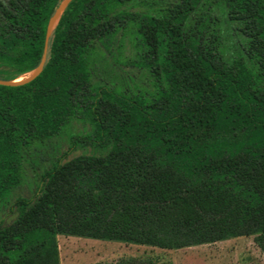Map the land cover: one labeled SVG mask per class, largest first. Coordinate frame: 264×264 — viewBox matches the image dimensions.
Returning <instances> with one entry per match:
<instances>
[{
	"label": "trees",
	"instance_id": "trees-1",
	"mask_svg": "<svg viewBox=\"0 0 264 264\" xmlns=\"http://www.w3.org/2000/svg\"><path fill=\"white\" fill-rule=\"evenodd\" d=\"M64 1L0 0V80L37 70L49 40L38 76L0 85V211L36 149L88 129L0 216V264H60V235L164 250L252 236L264 253V0H71L49 36ZM119 37L152 95L96 77Z\"/></svg>",
	"mask_w": 264,
	"mask_h": 264
},
{
	"label": "rangeland",
	"instance_id": "rangeland-1",
	"mask_svg": "<svg viewBox=\"0 0 264 264\" xmlns=\"http://www.w3.org/2000/svg\"><path fill=\"white\" fill-rule=\"evenodd\" d=\"M99 50L105 53V57L97 61L96 77L98 79L104 78L111 81L118 90L123 88L129 92L149 95L155 93L157 82L149 70L135 68L130 63L134 59L135 51L128 37H119L110 45L109 51H106L102 45L99 46ZM32 76L33 74L24 75L18 81H25ZM87 130L86 126L75 121L62 136L52 140L47 146L36 149L26 163L25 181L22 187L12 195L11 202L2 208L0 216L10 215L9 210L18 196L32 197L38 183L36 176L48 164V161L69 150V140L72 135L82 134ZM82 153L84 152L71 153L68 159ZM12 217L10 215L8 220ZM58 241L60 264H114L122 258L142 256L158 257L161 261H171L173 264H264V253L255 244L252 236L181 250H164L67 235H60Z\"/></svg>",
	"mask_w": 264,
	"mask_h": 264
},
{
	"label": "water",
	"instance_id": "water-1",
	"mask_svg": "<svg viewBox=\"0 0 264 264\" xmlns=\"http://www.w3.org/2000/svg\"><path fill=\"white\" fill-rule=\"evenodd\" d=\"M70 1L71 0H65L64 3L61 5V7L58 9L55 17L51 20L50 25H49V36H50V33L52 32V30L54 29V27L56 26V24L58 23L60 16L62 15L63 11L65 10L66 6L69 4ZM56 18H58V20H57L56 24L54 25V27H52V22ZM48 51H49V40L47 39L46 43H45V49H44V54H43L41 65L37 70L34 71L37 73H35V75H33L31 78L26 79L25 81H22V82H19L18 80L13 81V82L0 80V85H8V86L19 85V84L26 83V82H29L30 80L34 79L44 69L46 62H47ZM34 72H32V73H34ZM32 73H30V74H32Z\"/></svg>",
	"mask_w": 264,
	"mask_h": 264
},
{
	"label": "bare ground",
	"instance_id": "bare-ground-1",
	"mask_svg": "<svg viewBox=\"0 0 264 264\" xmlns=\"http://www.w3.org/2000/svg\"><path fill=\"white\" fill-rule=\"evenodd\" d=\"M57 20H58V18H56V19L53 20V22H52V27H54V25L56 24ZM35 73H37V72H34V73H32V74L35 75Z\"/></svg>",
	"mask_w": 264,
	"mask_h": 264
}]
</instances>
